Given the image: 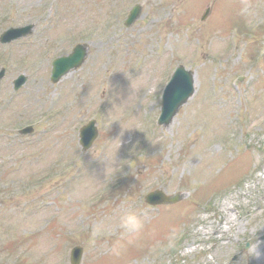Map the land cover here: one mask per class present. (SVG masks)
Segmentation results:
<instances>
[{"label": "rangeland", "instance_id": "rangeland-1", "mask_svg": "<svg viewBox=\"0 0 264 264\" xmlns=\"http://www.w3.org/2000/svg\"><path fill=\"white\" fill-rule=\"evenodd\" d=\"M28 24L31 37L0 45V264H69L75 247L81 264H261L241 252L264 241V0H0V34ZM76 44L85 63L52 85L51 62ZM179 65L194 96L158 126ZM91 119L98 136L82 150ZM153 191L180 200L148 206ZM125 200L155 233L118 258L110 237L90 248Z\"/></svg>", "mask_w": 264, "mask_h": 264}, {"label": "water", "instance_id": "water-1", "mask_svg": "<svg viewBox=\"0 0 264 264\" xmlns=\"http://www.w3.org/2000/svg\"><path fill=\"white\" fill-rule=\"evenodd\" d=\"M140 8L135 7L127 20V25H130L139 15ZM32 26L23 28L9 29L0 37L2 44L9 43L13 40L30 35ZM86 56V48L77 46L71 55L65 58H60L53 62L52 67V82H57L62 76L68 73L71 69H76L81 65ZM2 77V72L0 74ZM25 78L20 76L14 82V89L17 90L24 84ZM193 94V74L185 71L182 67H178L174 72L169 84L163 95L162 109L159 122L163 124L169 123L177 109L181 107ZM25 129L23 133L30 131ZM96 133L92 127L83 129L80 133V144L84 149H87L94 140ZM177 198H166L162 194H153L146 198V202L152 205L162 203H174ZM81 256L80 249H74L70 257V264H79Z\"/></svg>", "mask_w": 264, "mask_h": 264}, {"label": "clouds", "instance_id": "clouds-1", "mask_svg": "<svg viewBox=\"0 0 264 264\" xmlns=\"http://www.w3.org/2000/svg\"><path fill=\"white\" fill-rule=\"evenodd\" d=\"M119 147L120 144L118 141L117 149ZM92 154L94 158L104 162L102 159L104 145L97 146ZM114 156L110 161L111 167L114 162ZM155 231L156 228L154 225L149 227L148 213L134 203L125 200L111 221H102L94 226L88 243L90 248H94L99 238L110 237V243L108 245L109 254L118 258L128 247L140 244L149 236L153 235ZM175 235L176 229L169 226V230L165 234V239L171 241ZM262 246H264V241L262 240L255 239L254 237L247 239L241 256L253 257L257 261H260L261 264H264V250H262Z\"/></svg>", "mask_w": 264, "mask_h": 264}]
</instances>
